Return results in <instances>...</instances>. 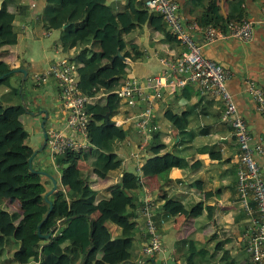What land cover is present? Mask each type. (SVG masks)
Returning <instances> with one entry per match:
<instances>
[{"label":"crops","instance_id":"crops-1","mask_svg":"<svg viewBox=\"0 0 264 264\" xmlns=\"http://www.w3.org/2000/svg\"><path fill=\"white\" fill-rule=\"evenodd\" d=\"M174 1L179 5V16L183 22L187 26L194 23L191 13L194 1ZM106 4L114 7L118 14L124 11L126 0H106ZM22 5H30V9L27 16L17 17L13 23L17 44L0 49V60L5 61L12 71L10 86L0 87V94L6 93L10 87L21 93L25 110L20 117L29 135V155L32 156L44 141V131L50 128L61 130L75 140H80V137L66 127L65 113L54 81L49 79L38 86L33 80L35 74L47 71L59 60L68 61L72 54L60 51V31H46L37 22L45 0H23ZM221 5L225 17L227 5L223 1ZM263 9L264 0L244 1L243 17L254 23L253 38L248 43L228 39L207 45L201 36L196 33L192 36L202 46L203 58L221 65L231 74L225 85L231 94L236 113L247 122L253 138L252 144L264 150V119L256 111L246 91V83L249 81L264 91ZM123 38L139 45L143 53L142 58L136 61L129 55L123 56L130 68L129 77L145 80L163 71V61L172 53L166 50L163 37L144 25L124 33ZM116 75L114 70L105 72L107 81L117 78ZM102 96L103 91L96 89L92 103ZM153 103L152 125L156 129L147 135L140 134L135 126L138 107L131 109L121 103L118 110L107 114V119L105 116L89 117L90 123L98 131H104L107 126L122 127L127 131L126 139L114 153L121 166L111 171L108 178L98 180L96 201L110 196L111 187L120 182L123 173L140 174L139 169L148 159L165 157L170 167L168 178L141 177L139 202L142 206L148 200L155 217L159 207L168 199L181 204L185 211L173 216L159 215L156 224L161 236V252L152 261L155 264H184L181 256L190 242L197 250L211 253L220 248L228 251L239 264L250 263L242 242V234L247 226L246 218L236 200V166L240 151L232 129L221 121V101L209 95H201L195 87L187 86L174 93L165 92ZM255 159L264 175V155H256ZM32 164L35 169L50 173L41 174L46 177L45 181H51L54 173L58 175L46 147L33 157ZM83 167L84 163L78 162V168L82 170ZM52 189L51 181L48 191ZM20 209L18 201L0 202V264H18L17 257L1 249L5 237L18 239L16 224L9 223V216L13 213L22 214ZM140 209L131 222L137 235L134 243L138 256L144 262L140 252L145 241ZM90 215L103 227L105 241L119 237L120 230L100 218L96 211H91ZM96 258L97 253H93L91 261L94 262ZM108 260V264L134 263L123 256H114Z\"/></svg>","mask_w":264,"mask_h":264},{"label":"trees","instance_id":"trees-1","mask_svg":"<svg viewBox=\"0 0 264 264\" xmlns=\"http://www.w3.org/2000/svg\"><path fill=\"white\" fill-rule=\"evenodd\" d=\"M22 1L2 0L0 4V49L17 44L13 23L17 17L27 16L30 9ZM193 1L191 13L199 27L213 25L225 29L228 22L244 19L245 0ZM221 1L227 5L226 17L222 15ZM37 22L46 31H60L58 47L64 54L71 53L69 61L78 65L80 91L88 97H93L96 89L103 91L104 96L86 105L89 116L102 117L121 106L115 92L122 80L129 77L130 68L117 54L129 55L134 61L143 56L139 45L124 40V33L146 25L163 37L166 50L172 52L166 59L174 61L182 52L162 16L150 13L141 0H126L124 11L118 14L106 0H45ZM107 70H114L117 78L107 81ZM11 72L9 65L0 60V87L10 86ZM18 91L10 87L0 94V202L18 201L22 213L10 214L9 223L16 224L18 239L5 237L1 250L17 257L18 264H108L114 256L126 257L134 261L132 264H148L149 261L139 259L131 221L141 207V177L167 179L170 167L166 158L148 159L139 169L140 174L123 173L120 182L111 187L110 196L96 201L98 180L108 178L111 171L121 166L114 153L126 139L127 131L115 126L98 131L90 123V148L67 151L54 159L58 175L54 173L52 178L57 188L46 200L51 181H45L40 173L46 171L35 169L33 164L29 167V135L20 117L24 110ZM78 162L84 163L82 170ZM50 205L52 209L47 214ZM91 211L118 228L119 237L105 241L104 229L91 218ZM184 211L181 204L168 199L159 207L154 220L158 223L160 214L173 216ZM41 222L42 235L54 231L48 242L37 234ZM93 253H97L94 262ZM181 258L184 264H239L226 250L218 248L210 253L195 249L190 242Z\"/></svg>","mask_w":264,"mask_h":264},{"label":"built area","instance_id":"built-area-1","mask_svg":"<svg viewBox=\"0 0 264 264\" xmlns=\"http://www.w3.org/2000/svg\"><path fill=\"white\" fill-rule=\"evenodd\" d=\"M144 6L150 13L162 16L175 41L183 47V52L174 61L164 60V69L159 74L145 80L125 77L115 94L126 107L139 108L134 121L142 135L156 129L152 125L153 102L165 92L174 93L193 86L201 95H209L221 101V121L232 129L240 151L236 166V200L247 223L242 242L251 263L264 264V175L255 159L256 155H264V150L252 144L253 138L247 122L236 113L231 94L225 85L231 74L221 65L203 58L202 46L192 36L196 33L207 45L228 39L248 43L253 38L254 23L247 19L230 21L225 29L213 25L199 27L195 22L187 26L179 16V5L174 0H144ZM49 79L54 81L59 91L66 127L80 137V140H75L61 130L48 129L46 149L54 160L67 151L79 152L90 148V116L85 108L92 103L93 97L84 95L78 88V65L69 60H59L47 71L33 76L34 83L38 86ZM246 87L256 111L264 119V91L252 81L247 82ZM140 215L145 237L141 256L144 261L155 264L152 259L161 252V236L154 220L153 207L148 200L143 202Z\"/></svg>","mask_w":264,"mask_h":264},{"label":"water","instance_id":"water-1","mask_svg":"<svg viewBox=\"0 0 264 264\" xmlns=\"http://www.w3.org/2000/svg\"><path fill=\"white\" fill-rule=\"evenodd\" d=\"M225 17H226V16H225ZM63 28H65V27H63ZM116 57L120 58L122 61H125V58H124L120 53H118ZM21 72H22L24 75H26V72H25L24 70H21ZM23 80H25V77L23 78ZM20 94H21V93H20ZM21 100H22V97H21ZM22 107H23V109L25 110V106H24V104H23V100H22ZM105 119H107V115H105ZM43 136H44V141H43L41 147L39 148L38 151H35V152L33 153V155L28 159V164H29V167H30V168H31V162H32L33 157H34L35 155H37L38 153H41V152L44 150V148L46 147V143H47L46 138H47V137H46V132H45V131H44V133H43ZM41 174H45V173L42 172ZM51 181H52V184H53V189H52L49 193H47V195H46V197H45L46 200H47V197H48L51 193H53V192L56 190V188H57L56 181H55L54 179H51ZM51 209H52V206L50 205V208H49V211H48L47 214H49V213L51 212ZM42 223H43V222H41V223L38 225V227H37V230H38L37 234H38V236H39L42 240L48 242V241L51 239V237H52L54 231L51 230L49 233H47V234H43V235H42V234L40 233V227H41Z\"/></svg>","mask_w":264,"mask_h":264}]
</instances>
